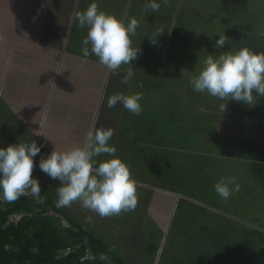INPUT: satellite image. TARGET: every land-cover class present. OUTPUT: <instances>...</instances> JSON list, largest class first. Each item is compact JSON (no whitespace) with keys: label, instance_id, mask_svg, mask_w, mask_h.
<instances>
[{"label":"rangeland","instance_id":"rangeland-1","mask_svg":"<svg viewBox=\"0 0 264 264\" xmlns=\"http://www.w3.org/2000/svg\"><path fill=\"white\" fill-rule=\"evenodd\" d=\"M55 1L58 0H53V2ZM83 1L84 3L81 9L84 10L93 2V0ZM156 1L162 6V11L160 12L162 14L166 10L165 6L172 8L170 25L172 22L173 23L170 26L171 33L169 34L168 41L166 39L165 47L164 44L158 46L157 42L150 43L148 46H145V48L149 47L151 54L144 53L143 57L137 58L142 60L141 63L145 66L144 71H151L153 73V79L159 80V78H165L163 82L164 87L158 88V90L154 92L152 89L150 94L145 93L143 95L141 89L135 90L136 85L133 86V89L127 90L129 85L137 83L134 82V80L127 81V83H122L121 81L122 84L119 88L109 91V96L112 95L113 92L123 94L142 93V99L140 100L142 111L136 115L125 108L118 107V105L113 108H103L104 105L101 103L104 96L106 97L105 90L107 88L103 86V83H105L104 80H109L110 73L105 72L102 74V72L105 71L103 67L92 63L90 68L91 77L88 81L89 91L86 86L84 91L85 98L81 100V106L76 107L75 111L76 114L77 112L83 113V115L74 117L75 124L77 125L76 128L80 130L85 128L82 132L74 133L76 139L75 145L84 143L85 135L91 128L110 127L113 130H121L125 134L126 142L122 141V136H120L119 139L116 138V140L114 136H112L108 142L109 145L114 146L116 149L115 155L130 166L131 174L145 171L147 175L142 172H139V175L143 177V179H150V177L155 174L154 165L159 160L157 153L155 151V156L154 151L151 153L152 162L149 167L145 157L146 155L139 154L137 146H133L135 144L134 139L136 135H134V130L126 131L127 124L135 126L141 125L143 127L148 126L149 120L150 124L153 123L152 117L157 118V116H159L158 111L160 108L167 109V114L162 117V121L167 123L171 117L170 114L174 113L173 109L171 112L168 111V105L171 104L170 101L179 102L181 105H188L196 102L199 110L201 107L206 108V111H203L206 119H211L213 112L217 109L219 113V123H217L219 124V129L216 125H209L211 130L210 135L213 136L212 140L206 147L205 154L196 157L194 161L196 167L194 171L195 175L190 180L192 184L191 194L194 196V199L205 205L199 203L187 205L185 208L187 212L186 216L181 222L184 226V231L181 234L184 246H194V254L202 255L200 253L204 252V249L210 252L217 251L213 248L212 240L209 238L212 237V235L203 229L207 224L205 219H203L206 215L204 208H202L204 206L226 214L228 219L234 217L249 225L264 227V203H262L264 200V189L261 183L254 177V173L251 172L246 164H244L240 152L232 151L230 154H224L228 147H221L218 142V137H216V134H219L220 131L228 134L237 133L240 137L245 135L246 139L251 137L252 133H249L250 131L247 129L249 128L247 124L259 122L256 121L258 119L254 117V114L251 115L246 112L248 110L246 106L253 105L229 99L226 102V110L221 112L220 105L223 103L222 100L210 96L207 92L195 91L190 83L191 78L198 75L203 67V60L208 55L216 57L224 51H236L240 47H244L243 44H241L240 47L238 45V41L243 39L242 33L251 34L252 37L264 36V0H167V3H165V0H155V2ZM36 2L39 5L40 0ZM95 2L98 4L100 10L115 14L116 16L118 15V9L121 5L113 4L110 6L109 3H105L106 0H95ZM151 2L152 0H148V3ZM135 4H138L137 0ZM66 8L67 7H64V11H66ZM139 10V14L142 16L144 15L152 24L154 23V16L157 14L154 13L151 8H143L142 5L139 7ZM61 11L62 10L58 11V15H60ZM54 16L55 14L53 12L48 11L47 18L49 28H47V32L53 33L50 35L53 44L56 45L59 41V49L63 51L66 31H64L62 27H57L59 31H54V25L52 24ZM179 16L180 18L178 21ZM124 17L126 16L120 18L126 23ZM46 20H43L42 24H44ZM60 20L61 19H57L55 16L54 21L56 23L60 22ZM65 23L68 25V22ZM77 24H79L78 20L76 21V25ZM74 31L78 33L76 35L77 38L84 33V31H78L77 28H75ZM152 31L155 32L153 28ZM33 32L35 33L36 31ZM140 34L142 33L137 35V42L144 44ZM220 34H225L229 38L228 42H226L221 49L215 46V42L219 39ZM153 37H155V34ZM10 40V33L4 35L0 32V44L7 43ZM73 50L76 53H81L82 45L75 44ZM67 51L70 52L69 48L63 51L64 55ZM91 57L93 59L98 58L94 54H91ZM0 83H3L2 87H5L4 90H6L8 84L7 75ZM86 83L87 80L85 81V84ZM163 90H165L164 94H162ZM18 96L22 98V93H19ZM207 100L212 101L213 104L209 106V101ZM163 102L165 105L161 106ZM1 103L0 140H5L11 144H17L26 137V141L29 142V139H32L35 135L39 136L42 133L41 131L36 134L28 132L26 135L22 136V127L18 126L21 125L18 122V120L21 122L19 115L11 111V105L6 104L5 101H1ZM83 104H85L84 109H82ZM86 105L90 107L92 114H88L85 109ZM100 105L102 106L101 109ZM6 110L10 111L6 113ZM240 113L243 114L240 115ZM258 127L256 139H258V137H264V124H259ZM163 136L165 141L169 142L168 137L165 134H163ZM128 138H131L130 142ZM54 148L55 147L48 144H42L40 146V152L43 156L47 157ZM64 149L67 148H59L58 150ZM106 158L109 157L102 155L98 157L97 160ZM132 160L135 161V164ZM161 164L162 169L169 175V172L166 170L165 161L161 160ZM39 171L41 176L47 175L41 171V169ZM40 175H37V177L42 180ZM227 177H233L235 179V183L239 185V191L233 192L232 195L225 200L216 192L214 185L221 178ZM230 187H234V185H230ZM55 189L56 188H54V190ZM0 199L3 200L2 195H0ZM156 200L157 202L151 205V203H153L151 199L148 197L144 199L145 204L149 206V211L156 216L160 225L163 226L167 232L173 220L175 210H173V212L170 211L168 202H166V198L163 194L157 195ZM68 208L74 212L78 219L83 220L89 227L95 228L100 235L106 237L108 241L115 244L120 251L122 248H125V250L123 249L122 251L125 254L128 252L127 256L130 258L128 260L131 264H170L172 262L173 258L167 255L163 259L162 255H159L155 261L154 257L147 256L145 244L151 242L155 234V229L151 227V225H143L142 228L141 225L138 224L137 227V224L133 223L131 225L130 221L121 220L116 218L115 215L101 218L98 214L82 208L79 202L73 203ZM136 208L133 212L137 214L143 207L138 202ZM50 211L52 212V210ZM15 215L21 216V214ZM17 217L18 216L14 218ZM143 217L145 219V213H143ZM62 222L64 225L68 223L65 220ZM221 224L224 227L225 223L222 222ZM232 226L233 222H230V227ZM187 227L188 229H186ZM227 232L230 234L233 233L234 230ZM196 251H199V253ZM217 254H215V256ZM178 255L179 257L185 256V253L181 252ZM186 256L188 255L186 254ZM186 256L185 260L187 258ZM243 257L245 258V254Z\"/></svg>","mask_w":264,"mask_h":264},{"label":"trees","instance_id":"trees-1","mask_svg":"<svg viewBox=\"0 0 264 264\" xmlns=\"http://www.w3.org/2000/svg\"><path fill=\"white\" fill-rule=\"evenodd\" d=\"M135 1H133L134 7L127 14L126 23L133 17L139 22L135 35L131 37L133 47H139V55L137 56L139 58L143 57L144 53L151 54L149 47L145 48V46L153 43L152 38H155L158 46L164 44L165 47L173 22L170 25L171 7L165 6L166 10L162 14L160 13L162 11L160 5L159 10L154 12L157 15L154 16V23L152 24L144 15L139 14V7L143 5V8H146L145 6L149 3L137 0L139 4L136 5ZM179 18L180 16L178 21ZM152 28L155 32L152 31ZM160 31L163 32L157 35ZM139 33H142L140 37H142L144 44L137 42ZM154 34L155 37H153ZM138 58L133 60L131 65H122L115 73L110 72L103 108L108 107L109 91L119 88L122 84L121 81L126 77L127 81L134 80L137 82L129 85L127 90L133 89V86L136 85L135 90L141 89L143 95L145 93L150 94L152 89L154 92L158 88L164 87L165 78L153 79V73L144 71L145 66L141 63L142 60ZM130 68L132 72L129 77L128 70ZM114 93L117 92L112 94ZM207 101H209V106L213 104L212 101ZM170 103L168 111L171 112L173 109L174 113L170 114L171 117L167 123L162 121V117L167 114V109L160 108L159 116L157 118L152 117L153 123L150 124L149 120L148 126L127 124L126 131L134 130V135H136L133 146H137L139 154L146 155L149 167L152 162L151 153L153 151L154 156L156 151L159 160L154 165L155 174L150 179H143L139 175V172L146 174L145 171L132 174L136 181L148 185H138L137 189L138 202L143 208L138 210L139 213L137 214L132 210L122 212L115 217L130 221L131 225L135 223L137 227L138 224L142 228L143 225H151L155 229L153 240L145 244L147 256L154 257V261L159 255H162V259L167 255L173 258L170 264H264L263 226L249 225L234 217L228 219L226 214L217 212L213 208L202 207V205L201 207L206 212L203 219L207 223L203 229L212 235L209 238L212 240L213 248L217 251L210 252L204 249V252L200 253L202 255H197L194 254V246H184L181 237L184 226L181 222L187 213L185 208L187 205L197 204V202L183 196L178 198L175 194L163 190L183 194L194 199L191 194L192 184L190 181L195 175L194 161L196 157L205 154L206 147L212 140L213 136L210 135L209 125H216L219 129V124L216 123L214 116L217 109L213 112L211 119H206L203 112L206 111V108L201 107L199 110L196 102L188 105H181L176 101H170ZM117 105L124 109L122 104L118 103ZM164 105L163 102L161 106ZM113 131L115 140L122 136V141L126 142L123 131L117 129ZM163 134L168 137L169 142L165 141ZM235 136L222 131L216 134L220 146L228 147L224 154H230L232 151L240 152L244 164L254 173V177L258 179L264 189V140ZM128 140L130 142L131 138ZM0 147L6 148L2 145ZM42 158L46 157L43 155L42 157L40 155L33 157L36 159L35 170L38 174L32 173V175L40 183L41 193L39 197L21 196L12 203L0 199V264H131L128 260L130 259L127 256L128 252L125 254L122 251L125 248H122L121 252L115 244L100 235L95 228L89 227L83 220L78 219L68 207L56 206L58 197L54 188L60 186L61 181L54 180L48 175H40L39 162ZM161 160L165 161L169 175L162 169ZM132 161L135 164V161ZM37 175H40L42 180ZM159 194H163L166 198L170 211L175 210L167 232L160 225L156 216L149 211V206L144 201L145 197H148L153 201L152 205L157 202L156 196ZM41 199L43 203L39 202ZM143 213H145V219ZM15 214H21V216L13 218L12 216ZM63 220L68 223L64 225ZM222 222L225 223L224 227ZM230 222H233L232 227H230ZM230 230H234V232L229 234L227 231ZM181 252H184L185 256L188 255L186 260L185 256L179 257L178 254ZM196 252L199 253V251ZM101 254H104L107 259H101ZM215 254L217 255L215 256ZM244 254L245 258L243 257Z\"/></svg>","mask_w":264,"mask_h":264},{"label":"clouds","instance_id":"clouds-1","mask_svg":"<svg viewBox=\"0 0 264 264\" xmlns=\"http://www.w3.org/2000/svg\"><path fill=\"white\" fill-rule=\"evenodd\" d=\"M145 7L156 12L160 4L152 0ZM73 20H78L79 27H87L86 37L82 41L83 54H90V46L91 54L98 57L99 63L109 72L115 73L122 65H131L137 58L139 47H133L131 39L139 23L136 18L125 23L115 14L100 10L93 0L85 10H77ZM161 32L163 31L157 35ZM152 39L155 42V38ZM228 39L225 34H220L215 46L223 48ZM131 72L130 68L129 77ZM122 83H127V77ZM190 83L195 91L207 92L222 100L221 112L226 110L229 99L254 105L258 96H264V52L258 53L244 46L236 51H224L216 57L208 55L203 60V67L198 75L192 77ZM141 99L142 93L139 92H117L109 96L107 106L113 108L119 103L138 115L142 111ZM112 136L113 129L110 127L91 128L87 131L83 144L64 150L55 147L50 155L40 160L41 171L50 178L61 181L56 188L57 207H70L79 202L82 208L101 218L135 210L140 184L132 177L130 166L115 155V147L109 145ZM39 152L40 146L35 141L21 140L6 148L0 147V192L3 201L12 203L21 196H40L39 180L32 175L35 167L33 157ZM102 155L109 158L97 160ZM214 187L225 200L233 192L239 191V185L233 177L221 178ZM39 202L43 203V200ZM16 216L20 217H12ZM100 258L107 259L104 254Z\"/></svg>","mask_w":264,"mask_h":264},{"label":"crops","instance_id":"crops-1","mask_svg":"<svg viewBox=\"0 0 264 264\" xmlns=\"http://www.w3.org/2000/svg\"><path fill=\"white\" fill-rule=\"evenodd\" d=\"M36 1L0 0V32L4 35L10 33L11 39L6 41L7 43L0 44V82L6 78V75L8 78L6 90L2 87L4 82L0 83V106L1 101H5L6 104L11 105V111L19 115L22 123L18 120L21 124L18 126L22 127V136L28 132L35 134L42 132L39 136L35 135L29 139V142L35 141L38 146L48 144L58 149L69 148L76 144L74 133L85 130V128L82 130L76 128L74 117L83 115L79 112L76 114L75 111L76 107L81 106V100L85 98L84 91L91 77V64L95 63L103 67L105 71L102 74L109 70L99 63L98 58L91 57L90 46L88 56L82 51L76 53L73 50L75 44L82 45L87 34V27H79V24L76 25L77 20H73L77 10H84L81 9L83 0L55 2L40 0L39 5ZM133 1L106 0L105 3H109L110 6L121 5L117 16L119 18L126 16L124 18L127 19L128 12L134 7ZM142 1L148 3V0ZM64 7H67L66 11ZM59 10H62L60 15H58ZM48 11L53 12L57 19H61L56 23L54 16L52 20L54 31H59L57 27H62L66 31L63 51L69 48L70 52L67 51L65 55L59 49V41L56 45L53 44L50 36L53 33L47 32ZM43 20H46L44 24H42ZM65 22H68V25ZM75 28L84 31L78 38ZM104 82L103 86L107 87L108 81L104 80ZM19 93H22V98H19ZM103 101L100 103L103 104ZM84 107L85 104L82 109ZM101 107L100 105V109ZM85 109L88 114H92L90 107L86 105ZM9 111L6 110V113ZM255 117L260 118V114ZM256 121L259 122H253L252 126L258 129L259 124H264V117ZM23 142H27L26 137ZM9 144L11 143L0 140L2 146L7 147ZM38 155L42 157L41 152ZM33 160L35 164L36 159ZM33 173L38 174L35 167Z\"/></svg>","mask_w":264,"mask_h":264},{"label":"flooded vegetation","instance_id":"flooded-vegetation-1","mask_svg":"<svg viewBox=\"0 0 264 264\" xmlns=\"http://www.w3.org/2000/svg\"><path fill=\"white\" fill-rule=\"evenodd\" d=\"M243 39L238 41V45L239 47L241 46V44H243L244 46L249 47L251 50L255 51V52H264V36H251L245 33H242ZM246 106V105H245ZM248 107V110L246 111L247 113H250L251 115L254 114V117L260 114V118L264 117V96H258L256 99V102L253 106H246ZM241 109V108H240ZM243 114V113H240ZM218 111H216L215 113V121L216 123H219V119H218ZM257 118V119H260ZM245 122V121H244ZM249 128H247L251 134V138H257V128H255L254 126H252L251 124H247ZM233 135L236 136H240L237 135V133H233ZM245 135H242L241 138H244ZM258 139L264 140V137H258Z\"/></svg>","mask_w":264,"mask_h":264},{"label":"water","instance_id":"water-1","mask_svg":"<svg viewBox=\"0 0 264 264\" xmlns=\"http://www.w3.org/2000/svg\"><path fill=\"white\" fill-rule=\"evenodd\" d=\"M138 184L143 185V186H148V185H146L145 183H140V182H138ZM152 187H153V186H152ZM161 190H163V189H161ZM163 191L168 192V193H173V194H175L178 198H180V197L183 196V197L188 198V199H191V200H193V201H195V202H197V203H199V204H203V203L199 202L198 200L193 199V198L188 197V196H185V195H183V194L170 192V191H168V190H163ZM203 205H205V204H203Z\"/></svg>","mask_w":264,"mask_h":264}]
</instances>
